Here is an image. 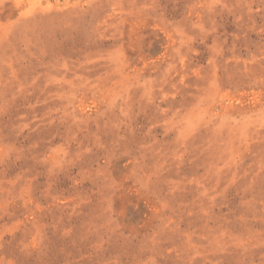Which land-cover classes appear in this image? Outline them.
Wrapping results in <instances>:
<instances>
[{"label": "rangeland", "instance_id": "374dc122", "mask_svg": "<svg viewBox=\"0 0 264 264\" xmlns=\"http://www.w3.org/2000/svg\"><path fill=\"white\" fill-rule=\"evenodd\" d=\"M0 264H264V0H0Z\"/></svg>", "mask_w": 264, "mask_h": 264}]
</instances>
